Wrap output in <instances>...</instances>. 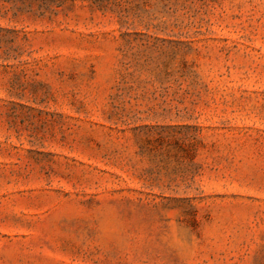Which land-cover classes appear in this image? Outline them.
<instances>
[{
	"label": "rangeland",
	"instance_id": "374dc122",
	"mask_svg": "<svg viewBox=\"0 0 264 264\" xmlns=\"http://www.w3.org/2000/svg\"><path fill=\"white\" fill-rule=\"evenodd\" d=\"M0 264H264V0H0Z\"/></svg>",
	"mask_w": 264,
	"mask_h": 264
}]
</instances>
